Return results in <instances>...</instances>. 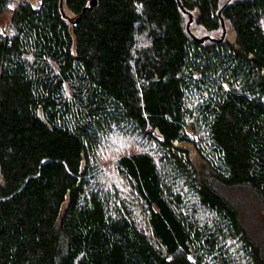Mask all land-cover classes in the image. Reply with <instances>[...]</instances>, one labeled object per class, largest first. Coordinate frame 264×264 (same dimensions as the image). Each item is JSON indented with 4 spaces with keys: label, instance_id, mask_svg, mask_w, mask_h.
<instances>
[{
    "label": "trees",
    "instance_id": "trees-1",
    "mask_svg": "<svg viewBox=\"0 0 264 264\" xmlns=\"http://www.w3.org/2000/svg\"><path fill=\"white\" fill-rule=\"evenodd\" d=\"M89 1L0 0V264H264V0Z\"/></svg>",
    "mask_w": 264,
    "mask_h": 264
},
{
    "label": "rangeland",
    "instance_id": "rangeland-1",
    "mask_svg": "<svg viewBox=\"0 0 264 264\" xmlns=\"http://www.w3.org/2000/svg\"><path fill=\"white\" fill-rule=\"evenodd\" d=\"M29 1L34 3L37 0ZM9 20L10 16L8 14H0V27L7 26ZM195 76H198V74L196 73ZM186 131L195 139H199L200 136H203L202 131H200V133H194L190 128H187ZM132 149L133 147L129 146V151ZM107 164L106 161L104 165ZM233 195L244 222L264 248V205L258 203L254 197L244 189L236 190Z\"/></svg>",
    "mask_w": 264,
    "mask_h": 264
},
{
    "label": "water",
    "instance_id": "water-1",
    "mask_svg": "<svg viewBox=\"0 0 264 264\" xmlns=\"http://www.w3.org/2000/svg\"><path fill=\"white\" fill-rule=\"evenodd\" d=\"M230 1L232 0H225V2L219 7L218 11H217V15L219 17V21H220V24H221V34L219 36V40L223 39L224 35H225V32H226V26H225V23H224V20H223V17H222V10L224 9V7L230 3ZM93 4H95V0H90L89 1V6H92ZM60 6H61V2H60ZM193 21V16L192 14L189 13V19H188V22L186 24V27L187 29H189V25L192 23ZM199 41H204L205 39H213V36L212 35H204L202 37H198L197 38Z\"/></svg>",
    "mask_w": 264,
    "mask_h": 264
},
{
    "label": "built area",
    "instance_id": "built-area-1",
    "mask_svg": "<svg viewBox=\"0 0 264 264\" xmlns=\"http://www.w3.org/2000/svg\"><path fill=\"white\" fill-rule=\"evenodd\" d=\"M16 1V3H18L19 2V0H15Z\"/></svg>",
    "mask_w": 264,
    "mask_h": 264
}]
</instances>
